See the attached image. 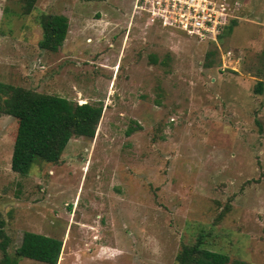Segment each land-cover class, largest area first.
Returning a JSON list of instances; mask_svg holds the SVG:
<instances>
[{"label": "rangeland", "instance_id": "374dc122", "mask_svg": "<svg viewBox=\"0 0 264 264\" xmlns=\"http://www.w3.org/2000/svg\"><path fill=\"white\" fill-rule=\"evenodd\" d=\"M135 1L35 0L25 13L26 0H0V81L104 106L94 138L24 175L11 168L17 119L0 116L7 252L34 231L63 239L58 264H176L202 233L264 264V0H233L237 23L216 40L151 24ZM41 13L69 18L56 52L39 47Z\"/></svg>", "mask_w": 264, "mask_h": 264}, {"label": "trees", "instance_id": "16d2710c", "mask_svg": "<svg viewBox=\"0 0 264 264\" xmlns=\"http://www.w3.org/2000/svg\"><path fill=\"white\" fill-rule=\"evenodd\" d=\"M34 3L35 0H26L25 13L32 11ZM39 23L43 30L39 47L52 52L58 51L67 38L69 18L64 14L41 13ZM236 23L237 20L232 18L224 30L229 32ZM263 90L264 80L260 79L255 91L262 93ZM103 110L102 102L78 103L60 95L41 93L0 81V116H13L18 122L11 158L12 170L27 174L37 157L47 162H59L73 137H95ZM133 129L130 127L127 133L130 134ZM4 227L5 221L0 218L3 264H14L24 257L58 264L63 239L25 231L20 245L11 256L7 252L10 237L6 235ZM207 237L201 233L194 242L184 244L176 255V264H254L244 259L231 258L225 252L210 248Z\"/></svg>", "mask_w": 264, "mask_h": 264}, {"label": "built area", "instance_id": "2783aa9c", "mask_svg": "<svg viewBox=\"0 0 264 264\" xmlns=\"http://www.w3.org/2000/svg\"><path fill=\"white\" fill-rule=\"evenodd\" d=\"M239 5L233 0L135 1V9L143 12L151 24L181 30L200 40H216L236 16Z\"/></svg>", "mask_w": 264, "mask_h": 264}]
</instances>
